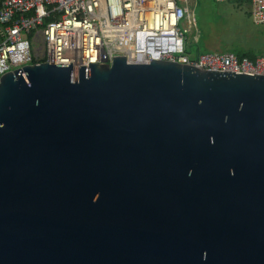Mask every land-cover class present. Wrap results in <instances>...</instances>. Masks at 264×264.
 <instances>
[{"label":"water","instance_id":"95a60500","mask_svg":"<svg viewBox=\"0 0 264 264\" xmlns=\"http://www.w3.org/2000/svg\"><path fill=\"white\" fill-rule=\"evenodd\" d=\"M0 264H264V75L3 73Z\"/></svg>","mask_w":264,"mask_h":264},{"label":"built area","instance_id":"2783aa9c","mask_svg":"<svg viewBox=\"0 0 264 264\" xmlns=\"http://www.w3.org/2000/svg\"><path fill=\"white\" fill-rule=\"evenodd\" d=\"M247 1L252 21L264 25V0ZM195 23L189 0H0V77L42 61L71 62L77 77L79 65L110 64L111 56L264 75V56L189 55L185 34Z\"/></svg>","mask_w":264,"mask_h":264},{"label":"rangeland","instance_id":"374dc122","mask_svg":"<svg viewBox=\"0 0 264 264\" xmlns=\"http://www.w3.org/2000/svg\"><path fill=\"white\" fill-rule=\"evenodd\" d=\"M196 26L185 34L189 55L201 52L264 53V25L251 18L247 0H189ZM183 23V22H182Z\"/></svg>","mask_w":264,"mask_h":264},{"label":"trees","instance_id":"16d2710c","mask_svg":"<svg viewBox=\"0 0 264 264\" xmlns=\"http://www.w3.org/2000/svg\"><path fill=\"white\" fill-rule=\"evenodd\" d=\"M237 55V54H236ZM239 57H247L249 59H254L258 56V54H255L251 51H243L240 55H238Z\"/></svg>","mask_w":264,"mask_h":264},{"label":"crops","instance_id":"0c3cea01","mask_svg":"<svg viewBox=\"0 0 264 264\" xmlns=\"http://www.w3.org/2000/svg\"><path fill=\"white\" fill-rule=\"evenodd\" d=\"M258 56H264V53H260V52H259V53H258ZM258 56H257V57H258Z\"/></svg>","mask_w":264,"mask_h":264}]
</instances>
